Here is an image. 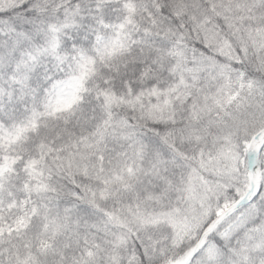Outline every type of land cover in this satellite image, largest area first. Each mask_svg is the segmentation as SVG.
<instances>
[{"label": "snow or ice", "instance_id": "1", "mask_svg": "<svg viewBox=\"0 0 264 264\" xmlns=\"http://www.w3.org/2000/svg\"><path fill=\"white\" fill-rule=\"evenodd\" d=\"M0 264H264V0H0Z\"/></svg>", "mask_w": 264, "mask_h": 264}]
</instances>
